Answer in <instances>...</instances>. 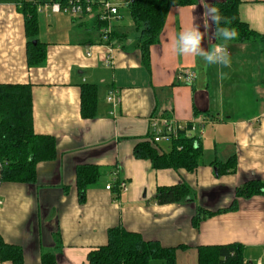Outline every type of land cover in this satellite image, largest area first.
<instances>
[{"label": "crops", "instance_id": "crops-1", "mask_svg": "<svg viewBox=\"0 0 264 264\" xmlns=\"http://www.w3.org/2000/svg\"><path fill=\"white\" fill-rule=\"evenodd\" d=\"M118 1L122 17L114 26L126 36L116 42L110 63L97 34L88 37L91 31L75 26L69 15L48 8L38 10L47 58L30 67L18 0H0V84L31 85L34 131L57 143L56 157L37 165L34 184L2 182L0 167V234L22 248L25 264H43L45 254L54 255L55 264H88L90 251L106 244L108 230L116 226L165 247L182 245L177 264H198L199 246L233 242L245 245L247 264H264L263 195L240 198L237 209L218 213L197 228L192 223L198 207L228 208L238 186L264 177V42L219 40L197 0L171 8L160 42L150 47L145 63L128 13L132 0ZM214 1L205 0L206 6ZM239 14L264 35V0H243ZM191 28L200 32L205 50L224 46L230 64L209 65L198 56L179 55L178 34ZM189 72L194 73L192 83L186 79ZM85 83L98 87L93 119L81 114ZM110 91L120 97L116 106L108 101ZM158 116L196 126L192 136L204 151L196 171L155 169L150 160L134 156L136 144L150 139L151 119ZM232 156L236 170L219 175L213 162ZM87 164L111 179L102 182L100 177L82 199L77 169ZM180 183L190 186L191 201L155 202L159 186Z\"/></svg>", "mask_w": 264, "mask_h": 264}, {"label": "trees", "instance_id": "trees-1", "mask_svg": "<svg viewBox=\"0 0 264 264\" xmlns=\"http://www.w3.org/2000/svg\"><path fill=\"white\" fill-rule=\"evenodd\" d=\"M55 0H18L20 12L25 17L27 37L26 55L28 65H42L47 58V45L39 39L38 6ZM69 0H60L65 4ZM97 11L107 0H81ZM197 0H132L128 4V13L138 33L137 47L142 58L148 63L150 47L160 42L165 22L171 8L194 5ZM243 0H217L211 7L219 10L222 17L219 27L227 26L237 32V37L228 43L264 42V35L250 28L241 20L239 6ZM227 21L225 24L224 21ZM75 26L85 27L95 32L101 39V29L107 25L99 17L92 20H73ZM216 27L213 25L214 34ZM126 35L119 34L113 25L110 39L121 41ZM218 38V37H217ZM222 39V38H218ZM223 40V39H222ZM225 41V40H224ZM264 55V51H263ZM264 84V79H263ZM96 84L85 83L81 86V114L83 118L93 119L97 115ZM57 155L56 139L50 135L37 134L33 128V96L29 84H0V167L2 182L34 184L37 181V165L49 161ZM203 145L196 136H180L171 144L167 152H160L150 140L142 141L134 147V156L150 160L155 169H185L196 171L203 163ZM213 165L222 175L236 170V157L226 162L215 160ZM101 177L97 165H82L77 169V187L84 199L86 190L96 184ZM256 195L264 196V177L255 178L238 186L235 199L230 207L216 211L198 207L192 219L197 228L202 221L228 210L238 208L240 198L249 199ZM192 200V190L186 183L159 186L155 202L160 205L180 203ZM183 248L165 247L157 240H147L140 233L130 231L122 226L108 230L107 243L93 249L88 254V264H149L152 260H161L165 264H177V250ZM245 245L239 242L228 244L202 245L198 248V264H247ZM0 260L12 264H25L23 250L20 246L8 243L0 234ZM52 254H45L43 264H55Z\"/></svg>", "mask_w": 264, "mask_h": 264}, {"label": "built area", "instance_id": "built-area-1", "mask_svg": "<svg viewBox=\"0 0 264 264\" xmlns=\"http://www.w3.org/2000/svg\"><path fill=\"white\" fill-rule=\"evenodd\" d=\"M28 1L37 2L38 0ZM119 5L120 2L118 0H107L96 11L91 6L89 1L88 4H84L81 0H69L67 3L63 4L60 2V0H55L53 2H45L44 4H40L38 6V10L50 8L51 11L54 13H64L69 15L72 19L78 21L86 19L92 20L96 17H99V19L102 21H106L107 25L105 27H102L101 39L99 40L100 44H102L108 49V54L106 55V62L110 63L112 60V50L115 46H119L118 43L113 42L110 39L114 21H117L122 17L119 10ZM88 55H91L90 51L88 52ZM186 79L189 83H192L194 80V73L189 72L186 75ZM108 101L111 102L114 106H116L120 101V97L115 91H110L108 95ZM195 130L196 126L194 124L187 125L170 117H153L151 119V132L149 140L155 146L164 141L172 144L173 141L178 139L180 136L185 135L191 137ZM119 186L123 190H125L127 187L125 181H122ZM111 188L112 185H107V189Z\"/></svg>", "mask_w": 264, "mask_h": 264}, {"label": "clouds", "instance_id": "clouds-1", "mask_svg": "<svg viewBox=\"0 0 264 264\" xmlns=\"http://www.w3.org/2000/svg\"><path fill=\"white\" fill-rule=\"evenodd\" d=\"M202 6L205 8L203 15L206 20L211 22L212 25L216 27V35L218 38H222L225 41L235 39L237 37V32L227 26L219 27L222 21V17L219 10L215 7L206 6L205 0H202ZM227 24V21H224ZM208 24L205 23V28ZM202 36L198 29L191 28L188 30H183L178 34L176 40V51L179 55H190L198 56L203 59L209 65H223L228 66L230 64V59L226 48L222 45H216L215 47L205 50L202 45Z\"/></svg>", "mask_w": 264, "mask_h": 264}, {"label": "rangeland", "instance_id": "rangeland-1", "mask_svg": "<svg viewBox=\"0 0 264 264\" xmlns=\"http://www.w3.org/2000/svg\"><path fill=\"white\" fill-rule=\"evenodd\" d=\"M125 9H126V7H125ZM127 18L129 19L128 16H127ZM87 36L88 37H90V36L91 37H96V33L93 32V31H91V33L90 34H87ZM98 39H99V37H98ZM219 40L222 41V39H219ZM156 146H157V148L159 149L160 152H167V151L170 150L171 144L164 141V142H161L160 144H158ZM105 171H106L105 168H103L102 172H105ZM110 179L111 178L109 177V174L103 175V173H102L101 180L100 181L107 182V181H110ZM149 264H165V263L163 261H161V260H152Z\"/></svg>", "mask_w": 264, "mask_h": 264}, {"label": "water", "instance_id": "water-1", "mask_svg": "<svg viewBox=\"0 0 264 264\" xmlns=\"http://www.w3.org/2000/svg\"><path fill=\"white\" fill-rule=\"evenodd\" d=\"M249 264H252V263H249Z\"/></svg>", "mask_w": 264, "mask_h": 264}]
</instances>
